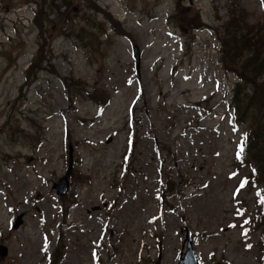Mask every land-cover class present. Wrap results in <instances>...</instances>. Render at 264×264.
Returning <instances> with one entry per match:
<instances>
[{
	"label": "rangeland",
	"instance_id": "374dc122",
	"mask_svg": "<svg viewBox=\"0 0 264 264\" xmlns=\"http://www.w3.org/2000/svg\"><path fill=\"white\" fill-rule=\"evenodd\" d=\"M65 1L42 32L0 22V264H178L184 228L198 264H264V172L237 160L253 122L213 32L262 0Z\"/></svg>",
	"mask_w": 264,
	"mask_h": 264
},
{
	"label": "trees",
	"instance_id": "16d2710c",
	"mask_svg": "<svg viewBox=\"0 0 264 264\" xmlns=\"http://www.w3.org/2000/svg\"><path fill=\"white\" fill-rule=\"evenodd\" d=\"M232 9L227 20L213 32L220 46L225 72H231L237 78L233 94L235 104L232 103L234 122L241 125L240 122L244 123L249 117L253 122L249 134L240 142L236 154L238 157L239 153L237 160L243 163L248 157L249 163L254 166L255 173L258 175L264 172V79H262L264 74V21L248 23L246 12L238 3ZM53 10H59V14L62 15L61 9ZM41 16H48L46 9L42 10ZM33 24L42 27L43 19L36 18ZM189 27L200 28L198 17L189 24ZM32 60L27 70L31 77L36 75L37 69L40 68L38 57ZM240 87L242 88L239 89ZM246 87L247 93L244 91ZM259 194L261 195L260 203H258L260 209L256 214L258 218L254 221L256 224L259 222L264 225V190L261 187Z\"/></svg>",
	"mask_w": 264,
	"mask_h": 264
},
{
	"label": "water",
	"instance_id": "95a60500",
	"mask_svg": "<svg viewBox=\"0 0 264 264\" xmlns=\"http://www.w3.org/2000/svg\"><path fill=\"white\" fill-rule=\"evenodd\" d=\"M133 54L137 65V70L139 68V53L136 46H133ZM71 147V146H70ZM72 174V148L69 150V163L66 169V172L63 176H61L57 182L53 183V187L56 189V192L63 196L69 189L70 185V175ZM21 223L20 215L16 218L13 227H17ZM186 242L187 250L183 254V257H180L178 264H198L195 253L192 250V237L191 234L188 233L187 228H184L183 231V244ZM3 250V253H6V249L4 247H0ZM5 250V251H4ZM154 264H160V254L158 255V259Z\"/></svg>",
	"mask_w": 264,
	"mask_h": 264
},
{
	"label": "flooded vegetation",
	"instance_id": "af4514ba",
	"mask_svg": "<svg viewBox=\"0 0 264 264\" xmlns=\"http://www.w3.org/2000/svg\"><path fill=\"white\" fill-rule=\"evenodd\" d=\"M67 2L61 0L60 3H57L56 0H0V22L6 20L7 14L13 13L15 19L23 18V15H20L22 9H29L30 12L34 10V21L36 18H41L42 10L45 9H67ZM48 12V11H47ZM35 25V24H34ZM40 32H42V27L35 25Z\"/></svg>",
	"mask_w": 264,
	"mask_h": 264
},
{
	"label": "snow or ice",
	"instance_id": "6c2138e0",
	"mask_svg": "<svg viewBox=\"0 0 264 264\" xmlns=\"http://www.w3.org/2000/svg\"><path fill=\"white\" fill-rule=\"evenodd\" d=\"M262 7H264V0H262V5H261ZM243 149H242V147H241V151H242ZM237 158H239V153H238V157ZM245 183H246V181H241V183H240V188H243L244 187V185H245ZM238 191H239V189H238ZM245 223H247V221H245Z\"/></svg>",
	"mask_w": 264,
	"mask_h": 264
}]
</instances>
